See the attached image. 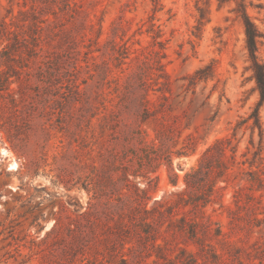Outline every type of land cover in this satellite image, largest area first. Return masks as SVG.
<instances>
[{
    "label": "rangeland",
    "instance_id": "1",
    "mask_svg": "<svg viewBox=\"0 0 264 264\" xmlns=\"http://www.w3.org/2000/svg\"><path fill=\"white\" fill-rule=\"evenodd\" d=\"M64 1L0 0V25L4 23L11 31L16 30L21 19L20 10L30 12L34 7L38 21H43L38 23L40 55L29 68H19L20 60L15 55L17 75L7 82L0 78V264H87V260H101V256L92 254H70L65 258V244L53 236L45 237L57 219L65 224L87 210L93 193L83 188L85 177L112 176L115 181L122 176L123 166L132 168L136 162L132 153L138 146L129 138L139 119L133 113L120 112L116 94L100 85L99 74L104 61L111 68L109 79L117 77L122 82L134 70L140 50L151 43V35L145 30L153 3L70 0L71 8H67ZM158 4L160 10L154 14L153 22L161 30L162 40H166L162 63L171 84L165 122L175 128V144L171 149L173 172L163 165L149 175L154 179L149 186L147 181L139 186L148 189L151 199L146 201L147 209L158 202L173 201L183 188L185 174L205 148L218 138L230 136L236 122L246 118L258 101L248 69L243 29L231 13L233 3L218 8L217 0H211L210 22L199 37L194 36V0H158ZM248 13L264 34V11L258 14L249 8ZM138 28L142 34L137 33ZM122 31L126 33L123 40ZM126 41L129 56L117 67L110 43ZM6 44L5 39L1 40L0 50ZM258 58L264 62V38L260 40ZM209 63L214 66V80L199 83L194 92L187 90L184 78ZM40 66L42 78L36 75ZM1 71H7L6 67L1 66ZM28 71L32 76L27 82ZM7 88L13 92V104ZM99 94L104 101L97 97ZM159 98V93H149L148 99L155 107ZM258 114L262 165L257 157L252 167L248 164L259 149L258 131L252 134L245 127L237 130L232 142L236 146L235 164L227 181H219L216 186L220 197L204 209V215L241 250L228 254L216 240L206 241L221 258L217 262L210 256L199 258L198 264H264V221L258 227L252 221L254 217L264 219V208L245 197L236 205L234 199L238 189L248 187L246 172L264 169V105ZM156 119L141 124L149 139L162 121L161 115ZM184 151L187 155L177 154ZM13 163L17 166L11 170ZM172 174L176 176V187L169 183ZM245 191L254 197L260 195ZM105 201L98 209V222L91 219L97 223L99 233L114 224L121 208L115 195L108 204ZM179 217L180 214L176 218ZM165 229H161L162 235L170 239L171 232ZM157 242L162 244L161 239ZM175 243L198 250L177 235L170 243L172 250L167 252L169 264H179L174 259L178 253L173 248ZM145 262L166 264L154 253Z\"/></svg>",
    "mask_w": 264,
    "mask_h": 264
},
{
    "label": "trees",
    "instance_id": "2",
    "mask_svg": "<svg viewBox=\"0 0 264 264\" xmlns=\"http://www.w3.org/2000/svg\"><path fill=\"white\" fill-rule=\"evenodd\" d=\"M153 3L152 14L147 17L148 23L145 30L146 34L151 35L150 46L140 50L138 57L135 58L136 65L121 82L120 78L112 77L109 79L111 68L107 61L101 65L99 74L100 85L111 88V92L116 94L117 106L120 112L133 113L139 119V124L131 132L130 140L136 142L138 149L133 155L136 161L135 166L122 167V176L114 181L112 176H87L83 180V188L93 196L88 202L87 210L75 219L63 224L57 219L52 229L45 238L53 236L59 243H64L63 255L86 254L101 256V260L96 258L88 261L87 264H147L146 259L154 253L157 260H163L169 264L171 259L167 258V252L171 251V242H174L177 235L184 238V242H191L198 247L197 251H192L187 246H178L175 243L178 253L174 259L179 264H198L199 258L207 259L211 257L213 262L220 260L221 255L215 248L206 244V241L216 240L223 248H227V253L232 250L240 252L241 249L235 248L227 240L225 234L218 227H215L210 218L204 215V209L217 200L220 195L216 187L219 181L226 182L228 172L235 164L236 146L232 145L235 132L242 127L249 128L253 134L258 131L259 149L253 153L252 161L248 162L249 167L255 164L257 157L259 166L262 165L260 155V145L262 140V128L258 110L264 105V62L258 58L260 40L264 34L258 29L248 9H254L258 14L264 11L262 0H217L218 8L226 3H233L231 13L240 23L244 34V45L249 62L248 69L251 72V80L254 82V90L257 92L258 101L254 109L246 118H240L232 129L230 136L218 138L211 145L205 148L183 178V188L175 194L176 198L170 203H156L150 209L146 208V201L151 199L148 196V189H140V185L145 183L149 186L154 179L149 175L165 165L169 172L172 170V147L175 144V128L172 124L165 122V113L168 110V94L171 91V84L168 75L164 70L162 60L165 58L164 46L166 40H162V32L155 26L154 14L160 10L158 0H151ZM64 7L71 8L70 0H65ZM211 0H194L196 11V25L194 26V36L199 37L203 27L210 22ZM21 19L16 23V30H9L4 23L0 25V41L5 39L7 44L0 50V67L5 66L7 71L0 72V78L7 82L12 76L17 75V70L13 63L19 61V68H29L33 59L37 58L42 49L40 47L41 28L36 17V9L31 7V11H19ZM30 17V18H29ZM82 26L84 27L83 23ZM85 29V28H82ZM142 34L141 28L137 30ZM100 35V33H99ZM126 35L122 31L121 40ZM127 42L118 44L110 43V51L116 66L123 64V60L129 56V46ZM15 55L18 60L15 59ZM46 65L45 62L42 63ZM38 78L43 77L42 67H38L36 73ZM28 82L32 74L28 71L25 74ZM51 76V75H50ZM215 71L213 63H209L191 75L184 78L187 90L194 89L199 83L213 81ZM159 93L157 107L155 103L148 99L149 93ZM7 96L13 104V92L7 88ZM102 101L101 94L97 96ZM157 115H161L162 121L153 129L154 136L149 139L148 134L141 128V124L148 121H156ZM252 142V140H251ZM192 152L194 150H191ZM178 155H187V151L178 152ZM127 155H125V158ZM128 162H132L128 160ZM248 187H242L234 194L235 204L238 205L242 198L249 201H256V204L264 208L262 203L264 193V169L246 172ZM136 182L131 181V179ZM157 177H155L156 179ZM172 186H177L176 176L172 174L168 177ZM250 192H259L260 195L254 197ZM126 190L127 194L122 191ZM113 195L119 202L121 208L117 220L113 225L107 226L102 233L97 231V223L92 222L96 218L98 222L99 207L106 200L108 204ZM126 199H123V198ZM239 207V206H238ZM179 211H181L179 213ZM180 214L179 218H176ZM255 226H259L264 219L254 217ZM166 227L165 232H171L170 239L163 237L162 228ZM161 239L162 244L157 241ZM129 247L125 250V246ZM132 258V261L129 260ZM86 259V258H84ZM82 259L81 261H83Z\"/></svg>",
    "mask_w": 264,
    "mask_h": 264
},
{
    "label": "bare ground",
    "instance_id": "3",
    "mask_svg": "<svg viewBox=\"0 0 264 264\" xmlns=\"http://www.w3.org/2000/svg\"><path fill=\"white\" fill-rule=\"evenodd\" d=\"M3 152L5 153V150H3ZM16 166H17V164L13 163V164L10 165V169L14 170V169H16Z\"/></svg>",
    "mask_w": 264,
    "mask_h": 264
}]
</instances>
